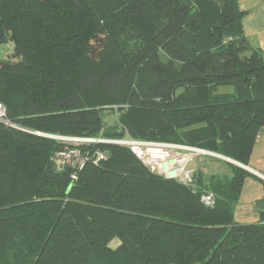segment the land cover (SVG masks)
I'll use <instances>...</instances> for the list:
<instances>
[{
  "label": "trees",
  "instance_id": "1",
  "mask_svg": "<svg viewBox=\"0 0 264 264\" xmlns=\"http://www.w3.org/2000/svg\"><path fill=\"white\" fill-rule=\"evenodd\" d=\"M243 16L237 0H0V264H264V211L234 217L264 181L239 166L186 185L108 143L78 146L108 154L80 172L55 162L74 146L60 138H132L247 167L264 61ZM113 107L122 131L105 127Z\"/></svg>",
  "mask_w": 264,
  "mask_h": 264
},
{
  "label": "built area",
  "instance_id": "2",
  "mask_svg": "<svg viewBox=\"0 0 264 264\" xmlns=\"http://www.w3.org/2000/svg\"><path fill=\"white\" fill-rule=\"evenodd\" d=\"M0 123L6 122V110L0 103ZM73 142V147H66L55 157V162L60 169L70 167L76 171H82L87 162L93 160L95 164L108 158L107 152L83 153L78 146L89 143H108L129 148L135 156L153 173L164 176L167 179H175L186 185H194L196 171L192 164L196 158L214 157L220 159V155L207 150L173 143L150 142L132 138L118 140H90L60 138ZM76 180L77 175L72 176ZM213 195L209 194L202 198L206 205H212Z\"/></svg>",
  "mask_w": 264,
  "mask_h": 264
},
{
  "label": "crops",
  "instance_id": "3",
  "mask_svg": "<svg viewBox=\"0 0 264 264\" xmlns=\"http://www.w3.org/2000/svg\"><path fill=\"white\" fill-rule=\"evenodd\" d=\"M237 3L239 9L244 13L242 19V32L251 50L260 53L264 61V0H237ZM232 93L233 90L228 94ZM203 160L207 162L209 158L204 157ZM222 161L225 162L226 165L232 164L226 160ZM247 168L250 170L248 171L250 174L264 181V127L261 128L256 135ZM199 170L208 176L206 168L197 167V171ZM263 200L264 188L262 184L254 178H248L243 187L239 204L235 209V221L239 224H253L258 222L260 212L264 211Z\"/></svg>",
  "mask_w": 264,
  "mask_h": 264
},
{
  "label": "rangeland",
  "instance_id": "4",
  "mask_svg": "<svg viewBox=\"0 0 264 264\" xmlns=\"http://www.w3.org/2000/svg\"><path fill=\"white\" fill-rule=\"evenodd\" d=\"M14 50V45L12 43L6 44L0 48V61L6 60L10 58ZM231 87H222L220 89V93H231L232 92ZM104 122H105V127L106 129H114L118 131H122L123 128L121 125L118 123V118L120 116L119 109L116 107H113L112 109L107 110L104 113ZM126 136L128 137V134L125 133ZM64 143H68L69 145L72 144L73 142L61 140ZM209 161L204 162L203 158H196L194 163L192 164V167L194 168L195 171H197L198 168H206L208 176L210 175H219V176H228L231 174L230 169L228 165H226L225 162L222 160H218V158L214 157H208ZM218 160V161H217ZM204 162V163H203ZM117 242L115 241L113 245H116Z\"/></svg>",
  "mask_w": 264,
  "mask_h": 264
},
{
  "label": "water",
  "instance_id": "5",
  "mask_svg": "<svg viewBox=\"0 0 264 264\" xmlns=\"http://www.w3.org/2000/svg\"><path fill=\"white\" fill-rule=\"evenodd\" d=\"M45 137H48V136H45ZM49 138H53V139H55L54 137H49ZM220 159H223V160H226V161H228V162H230V163H232V164H235L236 166H239L240 168H243V169L246 170V171H250L247 167H245V166H243V165H240V164H238V163H236V162H234V161H231V160H229V159L223 158L222 156L220 157Z\"/></svg>",
  "mask_w": 264,
  "mask_h": 264
}]
</instances>
